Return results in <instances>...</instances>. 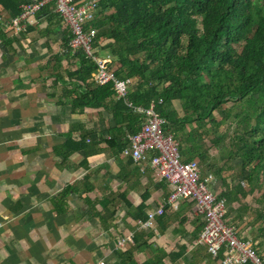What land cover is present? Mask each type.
Listing matches in <instances>:
<instances>
[{
  "label": "crops",
  "instance_id": "0c3cea01",
  "mask_svg": "<svg viewBox=\"0 0 264 264\" xmlns=\"http://www.w3.org/2000/svg\"><path fill=\"white\" fill-rule=\"evenodd\" d=\"M9 18L0 21V264H221L197 242L204 223L195 204L173 210L171 188L153 168L111 144L121 128L114 105L80 101L97 86L76 76L81 56L65 47L70 30L54 6L19 35L6 34ZM173 108L185 115L178 101ZM209 174L221 196L222 173ZM237 196L227 200L231 225ZM160 207L155 226L142 227L140 218Z\"/></svg>",
  "mask_w": 264,
  "mask_h": 264
},
{
  "label": "trees",
  "instance_id": "16d2710c",
  "mask_svg": "<svg viewBox=\"0 0 264 264\" xmlns=\"http://www.w3.org/2000/svg\"><path fill=\"white\" fill-rule=\"evenodd\" d=\"M29 1L0 0V17L19 16ZM101 7V16L92 24L100 30L95 41L98 54L112 58L117 78H131L135 83L136 89L129 94L135 106L162 101L157 111L165 120V133L185 136L182 140L174 136L184 161L204 157L196 140L202 141L209 125H221L216 113H229L224 109L229 103H244L245 116H234L237 127L243 129L237 130L231 152L241 159V174L250 192L236 186L221 197L233 202L236 194L248 196L263 189L264 199V0H101ZM12 33L13 29L6 32ZM70 41L71 33L65 44L69 51ZM77 54L82 66L76 76L93 79L98 66L84 53ZM79 99L88 107L111 110L109 105H114L121 128L110 142L113 145L117 140L124 152L128 136L141 129L143 116L117 99L114 82L97 86ZM176 101L184 116L173 108ZM188 126L195 127L186 134ZM79 147L89 149L84 139ZM143 209L144 205L138 207ZM140 220L147 221V217ZM255 247L264 261L261 243Z\"/></svg>",
  "mask_w": 264,
  "mask_h": 264
},
{
  "label": "built area",
  "instance_id": "2783aa9c",
  "mask_svg": "<svg viewBox=\"0 0 264 264\" xmlns=\"http://www.w3.org/2000/svg\"><path fill=\"white\" fill-rule=\"evenodd\" d=\"M50 4L54 5L55 13L70 30V51L84 53L87 59L98 66L93 74L95 85L101 87L114 82L117 99L123 100L129 108L144 118L141 129L128 136V144L123 153L141 164L142 169L150 165L156 179L167 183L171 188L168 204L173 210H178L184 201L195 203L196 212L204 223L197 242L206 246L214 257L220 256L221 264H264L254 243L242 239L237 227L228 223L227 199L216 195L209 186L214 181V176L209 174L203 177L197 159H181L179 144L172 134L165 133V120L157 111V105L162 101L153 100L148 107L135 106L129 100L135 83L131 78H117L114 68L111 67L112 58L98 54L95 41L100 30L93 28L92 24L101 16V0H31L30 3L22 5L19 16L10 17L5 22L6 30L13 29L14 35L25 32ZM241 185H245L244 180ZM164 213L165 207L151 211L147 221L140 225L153 228L157 218ZM133 238L132 235L128 236L122 244L132 243Z\"/></svg>",
  "mask_w": 264,
  "mask_h": 264
},
{
  "label": "rangeland",
  "instance_id": "374dc122",
  "mask_svg": "<svg viewBox=\"0 0 264 264\" xmlns=\"http://www.w3.org/2000/svg\"><path fill=\"white\" fill-rule=\"evenodd\" d=\"M243 107L244 103L236 105L229 103L224 108L229 113L222 111L215 114L216 120L221 121V125L219 127L215 125L211 127L209 125L206 135L202 134L203 131H200L199 134H202V141L199 139L196 141L199 143L200 149L204 152V157L202 159L196 157L195 159L200 164L201 174L203 176L209 171L217 175L216 170L219 168L223 169L222 176H218L220 180L219 185L221 183L220 186L222 189L231 191L235 188L232 187L235 183L236 186H242L240 181L244 180L245 185L242 188L249 193L250 188L241 174V159L234 158L235 156L231 152L234 148L233 144L237 140V130L241 132L243 129L241 125L237 127V120L234 116L237 114H240L239 116H245L242 113ZM194 127L188 126L186 132H190ZM176 136L179 140L185 138L181 134ZM184 157L181 159L184 160ZM262 193L263 189H256L248 196H237L230 213L233 214V217H231L233 224L239 227L241 226L242 232L244 234L247 233V236L251 237L254 243L260 241L258 242L261 243L259 251L264 258V199Z\"/></svg>",
  "mask_w": 264,
  "mask_h": 264
},
{
  "label": "bare ground",
  "instance_id": "6f19581e",
  "mask_svg": "<svg viewBox=\"0 0 264 264\" xmlns=\"http://www.w3.org/2000/svg\"><path fill=\"white\" fill-rule=\"evenodd\" d=\"M30 2V1H29ZM51 5H53V4H51ZM54 6V5H53ZM1 18V17H0ZM39 18V17H38ZM37 20V19H36ZM29 27H31V26H29ZM96 46V45H95Z\"/></svg>",
  "mask_w": 264,
  "mask_h": 264
}]
</instances>
